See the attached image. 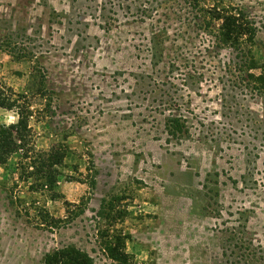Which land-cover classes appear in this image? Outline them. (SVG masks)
Here are the masks:
<instances>
[{"label":"rangeland","instance_id":"obj_1","mask_svg":"<svg viewBox=\"0 0 264 264\" xmlns=\"http://www.w3.org/2000/svg\"><path fill=\"white\" fill-rule=\"evenodd\" d=\"M186 1L0 0V87L32 110L30 158L0 164V264L68 246L94 264H230L228 229L264 242V91L229 80L231 51ZM252 49L263 64L264 31ZM57 150L46 186L30 162Z\"/></svg>","mask_w":264,"mask_h":264},{"label":"trees","instance_id":"obj_2","mask_svg":"<svg viewBox=\"0 0 264 264\" xmlns=\"http://www.w3.org/2000/svg\"><path fill=\"white\" fill-rule=\"evenodd\" d=\"M186 2L190 8L189 12L199 21L196 23L197 27L211 37L210 40L217 51H231V57L224 63L229 80L233 83H245L248 88L263 92L264 63H258L252 46L258 33L264 31V15L252 13L242 3H227V0ZM257 3L264 11V1ZM257 70H260L259 73ZM0 108L15 111L18 115L17 122L0 125V164L8 162L11 156L20 150L24 152V158L29 159V138L32 131L29 122L32 110L27 95L13 91L8 93L0 87ZM181 121V117L169 119L179 132L182 131L181 127L186 128ZM39 155L42 157L39 156L38 161L31 159L30 164H35L36 170L43 172L45 185L51 186L56 181L58 166L62 164L66 152L57 150L42 152ZM227 231L230 232L228 246L233 257L230 264H264V242L260 238L250 237L240 228L232 227ZM43 264H94V259L87 252L68 246L47 253Z\"/></svg>","mask_w":264,"mask_h":264},{"label":"crops","instance_id":"obj_3","mask_svg":"<svg viewBox=\"0 0 264 264\" xmlns=\"http://www.w3.org/2000/svg\"><path fill=\"white\" fill-rule=\"evenodd\" d=\"M12 111V110H11Z\"/></svg>","mask_w":264,"mask_h":264}]
</instances>
